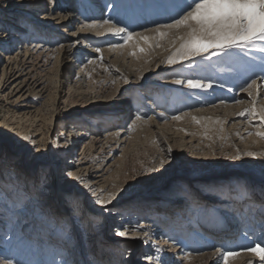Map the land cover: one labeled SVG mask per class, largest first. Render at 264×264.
I'll use <instances>...</instances> for the list:
<instances>
[{
  "label": "rangeland",
  "instance_id": "rangeland-1",
  "mask_svg": "<svg viewBox=\"0 0 264 264\" xmlns=\"http://www.w3.org/2000/svg\"><path fill=\"white\" fill-rule=\"evenodd\" d=\"M51 1L52 14L60 18L71 12L83 23L88 19L107 20L108 25L123 28L127 34L139 33L131 40L126 34L124 39L112 43L117 50L101 51L97 53L99 57L91 54L93 63L85 66L72 99L77 111L94 105L88 119L126 113L127 125L135 112L141 120L139 128L128 135L123 158L119 157L120 152L116 154L118 160L110 176L112 197H117L123 207L146 215L145 219H149L148 210L152 208L166 211L168 222L181 213L176 221L185 222L186 230L180 235L188 247L184 249L182 264H224V251L239 253L230 257L227 264H259L257 256L240 254L257 243L264 247V138L256 135L264 132L260 120V115H264V41L246 47L209 49L169 64L168 59L175 58L177 49L188 38V29L162 25L179 17L185 0H104L101 14L96 15L98 19L90 14L88 0H75L74 6H65L64 0ZM78 24L76 21L65 28L64 33ZM59 36L54 43L62 40L63 35ZM105 46L86 43L72 75L57 62V53L32 58L34 74L48 88L45 98L49 106L54 107L65 77L70 82L76 80L77 72L86 64L87 50L98 51ZM50 50L53 51L51 47ZM178 80L181 83H176ZM188 80L201 86L184 88ZM252 80L256 84L243 91ZM119 100H123V109L114 111ZM55 114L49 109L45 115L48 131ZM109 125L94 131L104 133L111 129L112 123ZM113 140H109V146L116 141ZM48 141L49 135L45 138L46 149L57 155V148ZM34 154L35 151L30 153L27 160L32 161ZM71 160H76V155ZM42 165H34L36 172ZM73 196L70 189L62 200L69 202ZM75 202L82 204L81 200ZM201 212L204 216L200 218ZM119 216L114 215V221ZM218 221L225 224L215 225ZM105 225L108 230L102 234L105 239L100 236L101 245H106L113 232V218ZM198 232L207 234L213 243L202 239ZM128 248L139 250L135 244ZM218 249L220 255H215L213 252ZM125 255L122 252L116 258L118 264H123ZM101 256L104 255L97 258Z\"/></svg>",
  "mask_w": 264,
  "mask_h": 264
},
{
  "label": "bare ground",
  "instance_id": "bare-ground-1",
  "mask_svg": "<svg viewBox=\"0 0 264 264\" xmlns=\"http://www.w3.org/2000/svg\"><path fill=\"white\" fill-rule=\"evenodd\" d=\"M102 1L88 0L94 19L101 14L105 5ZM75 2L63 1L65 6H74ZM52 13L51 0H0V264H118L116 258L122 252L126 254L123 264H182L184 249L188 247L180 235L186 230L185 222L176 221L181 213L168 222L166 211L152 208L148 210L149 219H145L146 215L123 207L117 197L106 204L97 202L112 196L110 176L118 160L116 154L120 152L119 157L123 158L128 135L139 128L141 120L137 114L133 112L126 125V113L88 119L93 104L88 103L79 111L72 106L76 84L84 75L85 66L93 63L91 54L113 51L116 47L112 43L124 39L126 31L117 33L114 29L119 27L96 20L83 23L71 12L65 18ZM76 21L80 25L64 33ZM89 24L96 26L85 27ZM60 34L62 40L54 43ZM86 43L106 46L98 51L87 50L86 64L77 72L75 81L65 77L52 108L45 98L49 93L45 82L34 74L32 58L57 53L55 59L71 74ZM187 87L186 83L184 88ZM117 102L114 111L123 109V100ZM49 109L56 114L48 131L45 115ZM111 123V129L104 133L94 131ZM47 135L48 144L57 148V155L46 149ZM111 139L116 141L109 146ZM33 151V160L28 161ZM74 155L76 160L72 161ZM36 163H43L39 172L34 167ZM70 189L74 196L66 202L62 198ZM121 208L123 211H118ZM114 215H120L117 221ZM109 218H113V232L106 245H101L100 236L106 238L102 234L108 230L105 222ZM218 222L215 225L225 224ZM118 232L127 235L119 236ZM196 234L202 239L208 237L202 232ZM130 244L139 250L131 251ZM108 248L112 253L116 250L115 254L111 256ZM213 253L220 255L219 249ZM102 254L101 259L97 258ZM240 255L256 256L250 251ZM257 261L264 263L258 256Z\"/></svg>",
  "mask_w": 264,
  "mask_h": 264
},
{
  "label": "snow or ice",
  "instance_id": "snow-or-ice-1",
  "mask_svg": "<svg viewBox=\"0 0 264 264\" xmlns=\"http://www.w3.org/2000/svg\"><path fill=\"white\" fill-rule=\"evenodd\" d=\"M104 23L107 24L109 21L106 20ZM95 26L89 24L85 27ZM162 27L188 29V38L177 49L174 54L175 58L170 57L168 59L169 64L200 55L209 49L223 50L246 47L255 41H264V0H185L179 17L174 18L170 24L162 25ZM114 31L120 33L124 32L125 29L116 28ZM157 31L159 32V29ZM160 35L164 36L166 33H160ZM132 37L133 33L129 32L127 40H131ZM144 39H147V37ZM176 83L179 84L181 81L178 80ZM187 84L190 88L201 86L199 82L194 80H188ZM255 84L256 80H252L247 88L242 90L247 91ZM249 94L251 95V93ZM251 111L255 114V107ZM261 111L264 112V109ZM174 118L179 119V117ZM260 120L264 123V115H260ZM256 135L264 138V132H257ZM93 195H96L95 190H93ZM111 199L112 196L109 194L107 201L98 199L97 202L106 204ZM117 235L126 236L127 233L118 232ZM247 250L264 262V247H261L259 243ZM237 255H239L237 252L224 251L222 253L224 264H227L230 257Z\"/></svg>",
  "mask_w": 264,
  "mask_h": 264
}]
</instances>
